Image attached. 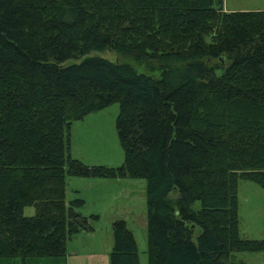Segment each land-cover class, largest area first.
<instances>
[{"label":"trees","instance_id":"16d2710c","mask_svg":"<svg viewBox=\"0 0 264 264\" xmlns=\"http://www.w3.org/2000/svg\"><path fill=\"white\" fill-rule=\"evenodd\" d=\"M106 50L161 76L89 56ZM113 104L124 164L89 167L70 154L71 126ZM68 177L147 181L149 264L264 253V238H241L238 213L240 180L264 189V11L0 0V259L66 257L93 230L85 201L67 202ZM113 234L110 264H140L126 222Z\"/></svg>","mask_w":264,"mask_h":264},{"label":"rangeland","instance_id":"374dc122","mask_svg":"<svg viewBox=\"0 0 264 264\" xmlns=\"http://www.w3.org/2000/svg\"><path fill=\"white\" fill-rule=\"evenodd\" d=\"M264 10V0H224V11L258 12ZM89 56L100 57L113 63L130 64L138 73L159 78L160 72H151L144 65L114 51L93 52ZM119 104L87 116L72 124L70 130V154L89 167L104 166L118 168L124 164V151L121 146L116 122ZM68 201L74 200L75 191L81 192L86 206L81 212L91 219L95 231H83L68 244V252L81 255L111 253L114 246L113 224L126 222L133 233L139 254L140 264H149L147 256V181L144 179H87L67 178ZM177 194H173L176 196ZM239 221L240 236L243 239L261 240L264 238V189L245 180L239 181ZM199 209L200 203L195 204ZM24 215H35L34 208H26ZM235 264H264V253H235Z\"/></svg>","mask_w":264,"mask_h":264},{"label":"crops","instance_id":"0c3cea01","mask_svg":"<svg viewBox=\"0 0 264 264\" xmlns=\"http://www.w3.org/2000/svg\"><path fill=\"white\" fill-rule=\"evenodd\" d=\"M257 11H264V10H257ZM75 193L76 195L74 196V198H82L81 192L79 190H76ZM67 197H68V189H67ZM82 199L85 201V206H86L87 204L86 200L84 198ZM67 202H68V199H67ZM90 217H98L97 219H99V215L97 216V215L92 214ZM90 224L91 226L93 225L92 222H90ZM93 231H95L94 228H93ZM109 256H110L109 253H105L101 255L100 253H93V252H89V254L87 255H81L78 252H74V251L69 253L68 247H67L66 257L29 258L27 259L26 264H110ZM0 264H19V262H17V260H12V259H0Z\"/></svg>","mask_w":264,"mask_h":264}]
</instances>
